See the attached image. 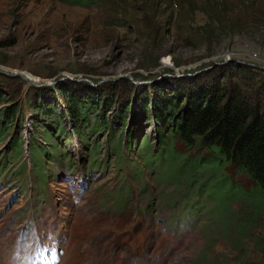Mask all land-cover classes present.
Listing matches in <instances>:
<instances>
[{"label": "rangeland", "instance_id": "1", "mask_svg": "<svg viewBox=\"0 0 264 264\" xmlns=\"http://www.w3.org/2000/svg\"><path fill=\"white\" fill-rule=\"evenodd\" d=\"M141 1L128 14L116 12L110 0L90 6L0 0V88L10 95L7 102L20 94L25 111L22 126L0 140V162L7 165L0 167V264H29L41 243L65 248L61 264H264V214L254 223H241L248 232L238 231L255 202L251 207L244 197L219 203L221 173L210 183L211 166L196 168L195 161H184L186 174L177 178L167 155L147 168L133 150L123 168L112 155L121 131L117 124V133L104 129L93 136L91 121L85 122L86 143L73 133L68 115L58 112L67 130L58 133V127L49 126L48 132L54 133L52 143H59L54 152L69 156H45L44 173L50 176L42 186L37 183L29 141L35 135L44 142L33 118L36 107L30 105L39 91L53 92L63 108V89L101 94L107 104L114 90L118 103L128 101L132 108L125 133L131 128L137 142L146 136L158 150L157 122L138 103L143 93L150 100L158 87L167 93L188 89L233 65L251 66L264 76V0ZM117 106L105 104V117ZM15 134L25 143L23 154L13 159L9 145ZM96 143L103 163L90 166L87 154ZM173 148L177 163L179 155L192 158L201 151L179 139ZM222 170L253 193L255 183L248 176L232 166ZM119 191L129 194L128 200L122 201ZM186 212L192 214L179 230H165L167 221L176 222Z\"/></svg>", "mask_w": 264, "mask_h": 264}, {"label": "trees", "instance_id": "2", "mask_svg": "<svg viewBox=\"0 0 264 264\" xmlns=\"http://www.w3.org/2000/svg\"><path fill=\"white\" fill-rule=\"evenodd\" d=\"M62 1L72 5L86 6L98 2V0ZM138 2L142 1L110 0L111 4H116L120 8L116 7V12L122 10L128 14L135 12V5L140 4ZM211 20L218 21L214 17ZM234 76L239 78L238 81L233 79ZM227 78H230V80L225 83ZM47 92L49 94H42L39 91L30 99V105L33 108L36 107L33 118L36 127H38L37 130L40 133L42 132L44 139V142L40 141L38 138L41 136L34 135L29 141L31 149H34L30 159L31 169H34V176L41 186L46 183V178L50 176V174L46 175L44 173L47 165L44 157L69 156L68 153H64V150L54 152V148L58 147L59 143H52L54 133L53 131L48 132L49 126L55 129L58 127V133L66 132L67 125H62L58 117V112L62 111L63 114L68 115L73 125V133L86 143L88 137H86L83 125L88 121H91L88 130L93 136L97 135L99 130L107 129L109 133H117L121 129L117 142L113 146L112 155L114 154L116 163L123 166V168L127 167V157L133 150V153L135 152L134 154L139 156V160L145 161V167L147 168H150L153 164L159 165L167 155L170 157L168 159L169 166H174L176 169L175 173L177 175L175 177L177 178H181L186 174L184 161H186L185 164L189 163L187 160L195 161L197 163L196 168L205 169L207 165H210L214 171V174H211L212 181L210 183L213 182V178L218 172L221 173L222 177L217 187L221 200L219 203L227 205V200L232 202L236 198L244 197L248 199L251 207V202H255L251 214L246 215L244 220L240 221L239 233L242 230L245 233L248 232L247 229L242 228L241 223L245 220L254 223L259 215L264 214V76L263 74L256 75L251 66L240 65L236 67L233 65L232 68L216 69L214 72L207 74L205 78L197 79L195 83L188 86V89L184 85L178 90L172 89L167 93L163 92L161 87H158L155 96L151 98L152 100H149L147 92L143 93L139 97L138 103H140L141 112L157 122L159 140L162 145L158 147V150L153 148L146 136L140 143L137 142L136 135L131 131V128L125 133L124 129L130 123L128 114L131 105L128 101L119 104L114 96V90L111 91V96L108 97L110 103L107 104L106 98H103L101 94L88 95L82 91L63 89L60 91L65 101L63 108L57 100L53 99V92ZM49 95L52 97L51 102ZM8 98H11L10 95L3 88H0V105L8 103L0 107V140H7L12 136L11 129L15 126L21 127L25 117L20 94L14 95L10 102H7ZM105 104L106 106L118 104L111 117H105ZM56 123H59V125H56ZM113 124L118 125V130ZM177 139L187 147L200 149L201 151H198V155L192 158L179 155L177 163V155L173 151V145ZM24 143V141L17 138L16 134L13 136L9 145L13 150V159L19 158L23 154L22 147ZM34 143H36V146ZM99 145L100 143H96L95 146L89 148L87 156H89L90 166H101L103 163L99 156H96L99 153V150L97 152ZM141 145L143 147L139 148ZM5 158H7V155L4 154ZM38 162H41V164ZM71 165H73V170L76 167V162H70ZM135 166L139 170V167ZM228 166H232L237 172L243 173L252 179L255 183L253 193L245 192L239 184L228 178L229 176L222 170ZM0 167L7 169L6 163L3 167V163L0 162ZM24 168H27L26 161L19 165L17 170L20 171L16 173L18 177L22 175L20 172H23ZM123 170L125 171V169ZM139 171L141 172V170ZM120 194L122 201L128 200L129 194L123 195L119 191L118 195ZM219 208L222 213L223 209L220 206ZM144 211L148 213L149 207H146ZM227 224L230 225V222ZM260 242L264 250V239ZM262 253L264 254V251Z\"/></svg>", "mask_w": 264, "mask_h": 264}]
</instances>
